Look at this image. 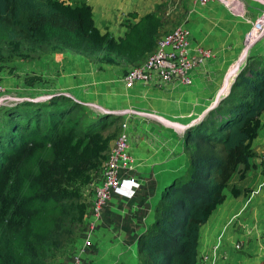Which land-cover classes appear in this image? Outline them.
Masks as SVG:
<instances>
[{
	"label": "trees",
	"instance_id": "1",
	"mask_svg": "<svg viewBox=\"0 0 264 264\" xmlns=\"http://www.w3.org/2000/svg\"><path fill=\"white\" fill-rule=\"evenodd\" d=\"M89 27L82 8L55 0H0V51L11 57L26 58L29 47L30 55L46 49L48 30ZM87 33L69 46L105 62L122 60L125 44L96 29ZM146 44L153 51L156 42ZM262 112L264 53L249 56L228 94L185 130L189 165L162 190L154 222L137 241L138 264H198L200 228L223 202L238 167L241 178L249 168ZM120 118L65 94L0 105V264H53L79 244L86 189L109 155L114 134L106 130ZM231 192L239 194L235 187Z\"/></svg>",
	"mask_w": 264,
	"mask_h": 264
},
{
	"label": "crops",
	"instance_id": "2",
	"mask_svg": "<svg viewBox=\"0 0 264 264\" xmlns=\"http://www.w3.org/2000/svg\"><path fill=\"white\" fill-rule=\"evenodd\" d=\"M263 2L241 0L243 15H237L219 2L177 0L186 3L187 12L180 24L190 31V50L196 52L199 47L211 51V56L192 71L190 84L138 83L126 89L121 82L126 69L116 66L95 69L81 60L67 59L57 72L49 59L32 64V76L40 75L47 81L40 85L48 95L57 89L77 101L119 113V131L125 124L129 135L134 166L130 175L139 183L132 197L113 194L94 216L93 190L103 178L102 169L94 173L86 189L89 205L84 226L91 243L81 250V238L67 259L81 250L79 264H138L137 241L154 222L163 186L183 175L189 165L185 126L205 115L226 88L228 94L233 80L225 87L227 76L241 68L246 52L251 56L264 53V37L243 49L245 34ZM4 81L7 87V79ZM34 95L40 99V90ZM259 119L257 134L250 141L254 156L249 159V168L241 178L243 167H238L223 190V202L200 228L198 264H264V112ZM232 187L239 190L238 195L232 194Z\"/></svg>",
	"mask_w": 264,
	"mask_h": 264
},
{
	"label": "rangeland",
	"instance_id": "3",
	"mask_svg": "<svg viewBox=\"0 0 264 264\" xmlns=\"http://www.w3.org/2000/svg\"><path fill=\"white\" fill-rule=\"evenodd\" d=\"M55 1L56 3L66 4L70 6L71 9L82 8V12L86 15L87 21L89 22L90 31L93 32L94 29H96L99 34L104 35L107 39H113L120 45H126L124 47V57H122V60L118 59L109 63L101 60L97 55L86 56L71 47H74L76 43L82 42L88 35L87 32L90 31L86 32V30L81 29L77 33H67L57 29L48 30L43 34V37L46 39L49 38L50 46L44 50H38L31 55L30 53L34 51V48L29 47L31 50L27 49L28 56H26V58L11 57L10 52L1 49L0 83L10 95V100L12 101L18 100L17 98H36L34 94H36L37 90H40L41 94L39 101H43L48 95L49 91L43 92V88H41L40 85L47 84V81L43 80L44 78L40 75L32 76L33 72L30 67H33L32 64L35 63L36 60L43 59L46 61L49 59L53 61L56 65L54 70H57V72L59 69L63 68L62 63L67 59L81 60V63L87 66H93L95 69L116 66L124 70L143 61L154 47L153 45L148 48L146 42L153 38V43L155 44L158 37L179 26L183 15L187 12L186 3H177V0ZM71 43L72 45L69 46ZM247 55L248 53L246 52V57L243 56V59L245 57L243 60L244 63L246 59L251 56ZM59 65H61V68H59ZM242 66L240 65V67ZM230 72L227 76L225 87H228L229 83L236 76H234V74L238 71L231 72L232 75H230ZM3 78L7 79V87L4 85L5 79ZM53 80H56V77L53 76ZM36 81L38 83H35ZM33 85H35V88ZM59 87L64 86L59 85ZM61 93L62 92H58V90L55 89L52 90L50 95ZM93 109H95V107ZM95 110H98V108ZM119 129L120 126L117 122L107 128L106 131L112 136L113 134L115 136L112 137L113 140H111V144L120 132ZM171 181L169 180L165 183L163 189L168 186ZM70 247L71 246L66 249V252L70 250ZM66 257V255L63 258L59 257V260L53 264L66 263L68 261Z\"/></svg>",
	"mask_w": 264,
	"mask_h": 264
},
{
	"label": "built area",
	"instance_id": "4",
	"mask_svg": "<svg viewBox=\"0 0 264 264\" xmlns=\"http://www.w3.org/2000/svg\"><path fill=\"white\" fill-rule=\"evenodd\" d=\"M197 1L200 3L219 2L229 11L237 15H243L241 0ZM261 37H264V2L259 15L252 21L251 29L245 34L243 49L250 48ZM190 43V31L181 24L164 33L158 37L154 50L143 61L124 71L121 77L122 85L126 89H130L138 83L166 86L178 81L190 84L192 71L211 56V51L207 48L198 47L196 52H192ZM10 99V95L0 83V105L12 101ZM80 103L91 108H99L91 103ZM133 168V160L129 153V135L126 132L125 124H122L121 130L113 141L109 155L103 164L101 184L93 190L91 206L94 216L99 215L102 206L113 194L121 193L127 197H132L135 194L139 183L130 175ZM123 173H125L124 176ZM81 237L83 239L81 250H84L91 243L89 230H83ZM81 250L78 253H72L64 264H79Z\"/></svg>",
	"mask_w": 264,
	"mask_h": 264
},
{
	"label": "water",
	"instance_id": "5",
	"mask_svg": "<svg viewBox=\"0 0 264 264\" xmlns=\"http://www.w3.org/2000/svg\"><path fill=\"white\" fill-rule=\"evenodd\" d=\"M226 93H227V91L225 92V93H222L217 99H216V101L214 102V104L212 105V107L211 108H213V107H215L217 104H218V102L226 95ZM49 96H51V95H48L47 97H49ZM221 96H223V97H221ZM46 97V98H47ZM18 100H16V101H22V100H28V101H37V100H39V99H37V98H25V99H20V98H17ZM210 108V109H211ZM98 111L101 113V114H106V115H111V116H118L119 115V113L118 112H115V111H112V110H109V109H106V108H98ZM204 117V115H200L199 117H197L196 119H194L191 123H189V124H187L186 126H185V129H187V128H189L190 126H192V125H194V124H196L197 122H199L202 118Z\"/></svg>",
	"mask_w": 264,
	"mask_h": 264
}]
</instances>
